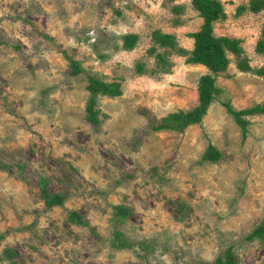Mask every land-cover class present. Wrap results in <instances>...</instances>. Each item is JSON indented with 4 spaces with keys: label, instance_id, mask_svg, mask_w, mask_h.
Returning a JSON list of instances; mask_svg holds the SVG:
<instances>
[{
    "label": "rangeland",
    "instance_id": "374dc122",
    "mask_svg": "<svg viewBox=\"0 0 264 264\" xmlns=\"http://www.w3.org/2000/svg\"><path fill=\"white\" fill-rule=\"evenodd\" d=\"M220 1L226 18L214 33L240 39L252 71L228 54L221 92L181 134L151 126L195 108L208 69L154 32L191 51L188 34L203 23L192 0H0V236L10 230L0 255L16 253L0 264H216L230 246L238 264H264V244L245 239L264 221V114L246 117L244 140L222 105L264 104V10ZM128 34L138 36L131 50ZM64 52L83 73L72 74ZM88 74L122 89L98 96V124L87 119ZM209 145L217 162L202 159ZM42 179L63 206L45 209ZM118 205L129 209L119 225ZM70 210L87 226L69 222ZM116 228L125 248L113 246Z\"/></svg>",
    "mask_w": 264,
    "mask_h": 264
},
{
    "label": "trees",
    "instance_id": "16d2710c",
    "mask_svg": "<svg viewBox=\"0 0 264 264\" xmlns=\"http://www.w3.org/2000/svg\"><path fill=\"white\" fill-rule=\"evenodd\" d=\"M192 5L194 9L198 11L203 23L199 31L188 34L190 38L194 39V47L191 51H186L183 48L177 47L176 38L170 34H163L156 31L154 32V40L162 47H176L175 49L178 51V54L186 57L185 62L187 64L202 65L208 69V73L200 76L198 80V105L189 111L180 110L164 116L161 121L151 126L153 131H174L183 134L189 126L201 124L203 117L207 114L210 106L221 92L220 88L216 85V81L217 76L225 73L229 67L230 58L228 54L232 53L238 59H241L237 64V67L241 72L252 71L245 56L244 48L241 45L242 41L238 38L217 36L214 33V24L226 18L224 4L220 0H192ZM242 9L243 8H239L238 12H241ZM262 10H264V0L250 1V6L248 8L249 12L257 14ZM123 41V48L131 50L136 46L138 36L136 34H128L123 37ZM256 51L260 53L264 52V39L257 43ZM64 55L72 68L73 75H79L84 72L78 61L73 59L66 52H64ZM167 66L168 64L165 67ZM137 69L140 74L147 73L146 67L143 64H138ZM257 74L264 76V72L262 71H257ZM88 81L90 97L86 106L87 119L91 123L98 124V113L100 112L96 108L98 96L102 94L109 97H119L122 95V89L118 82L107 83L90 74H88ZM222 105L241 128L244 140L247 138L248 126L250 124L246 117L264 114V104H255L248 109L242 110H235L230 102L222 103ZM221 156V152L218 151L216 147L209 145L202 159L203 161L213 163L217 162ZM40 184L42 185L40 197H42V200L44 201V207L46 210H51L55 207H61L64 205L65 198L61 194H51L43 185V179L40 181ZM114 209L117 217L115 223L119 225L128 217L129 209L121 205L114 206ZM67 213L69 222L75 223L79 226H87L84 217L78 211L70 210ZM30 227L31 226L19 228V230H27ZM7 232L3 233L0 238H4ZM245 239L250 242L253 240H259L264 244V221L257 225ZM114 241L115 243L113 246L115 248L126 247V240L124 239L122 232L117 228L114 231ZM2 255H0V258L12 261V263L15 262L14 258L16 257V253L13 249H5ZM224 257V261L221 258H218L216 264H238L232 246L224 252Z\"/></svg>",
    "mask_w": 264,
    "mask_h": 264
},
{
    "label": "crops",
    "instance_id": "0c3cea01",
    "mask_svg": "<svg viewBox=\"0 0 264 264\" xmlns=\"http://www.w3.org/2000/svg\"><path fill=\"white\" fill-rule=\"evenodd\" d=\"M193 47H194V45H193Z\"/></svg>",
    "mask_w": 264,
    "mask_h": 264
}]
</instances>
